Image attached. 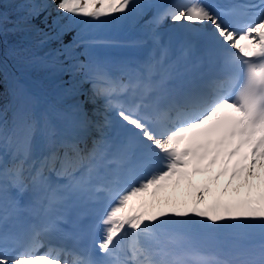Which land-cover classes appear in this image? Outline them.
<instances>
[{
  "label": "snow or ice",
  "instance_id": "snow-or-ice-1",
  "mask_svg": "<svg viewBox=\"0 0 264 264\" xmlns=\"http://www.w3.org/2000/svg\"><path fill=\"white\" fill-rule=\"evenodd\" d=\"M9 34L59 83L0 106V264H264V0H17Z\"/></svg>",
  "mask_w": 264,
  "mask_h": 264
},
{
  "label": "trees",
  "instance_id": "trees-1",
  "mask_svg": "<svg viewBox=\"0 0 264 264\" xmlns=\"http://www.w3.org/2000/svg\"><path fill=\"white\" fill-rule=\"evenodd\" d=\"M16 3L17 0H0V11H4L14 18ZM28 43L29 41L22 34H9L0 40V59L3 60L4 68L3 73L0 74V106L11 107V88L16 78H19L27 86L31 94L36 97L33 88L28 87L22 76L32 80L45 91L55 92V87L59 83L58 78H53L44 70L28 67L15 58L5 55L13 46H25ZM9 115H11L10 112Z\"/></svg>",
  "mask_w": 264,
  "mask_h": 264
},
{
  "label": "rangeland",
  "instance_id": "rangeland-1",
  "mask_svg": "<svg viewBox=\"0 0 264 264\" xmlns=\"http://www.w3.org/2000/svg\"><path fill=\"white\" fill-rule=\"evenodd\" d=\"M35 2L36 3H41V2H43V0H35ZM47 2L51 3V0H47ZM49 11H51L52 15L48 18V24L51 25L52 19L57 15V13L55 11L54 6H53V8L49 9ZM151 14L152 13L150 12L149 15H151ZM46 15H47V13H45L43 16L38 18V20L35 23H33V24H35L39 28L44 29L45 31H49V28L46 27L45 24L43 23L44 18H45ZM167 26H170V22H169V24L165 25V27H167ZM137 34H138L137 31L129 30L127 27H123V26H116V27H112V28H109V29H103V30H101L99 32V35L102 38H104V39L110 38L112 36H130V37H132V36L137 35ZM70 39H71V35L65 37V42L67 43ZM0 40H1V38H0ZM56 46L57 45L55 43L50 45V47H53V48L56 47ZM110 49L132 50V51L141 50V51H145V52L148 53V48H133V47L125 46V45H114V44H112V46H110V47H107V48L103 49V51L110 50ZM67 80H68V77L65 76V81H67ZM87 87L88 86L85 85V88H87ZM34 92L37 93V90L34 89ZM37 95H38V93H37ZM39 100H40L41 107H45L44 102L41 99H39ZM226 180H227L226 177H222L221 178V180H220V186L221 187H223V185L226 183ZM236 183H239V181H237ZM145 197H146V201H147L148 197L147 196H145ZM221 198H223V197H221ZM211 200H212V196L210 195L209 196V202H211Z\"/></svg>",
  "mask_w": 264,
  "mask_h": 264
},
{
  "label": "bare ground",
  "instance_id": "bare-ground-1",
  "mask_svg": "<svg viewBox=\"0 0 264 264\" xmlns=\"http://www.w3.org/2000/svg\"><path fill=\"white\" fill-rule=\"evenodd\" d=\"M198 179H202V178H198Z\"/></svg>",
  "mask_w": 264,
  "mask_h": 264
}]
</instances>
